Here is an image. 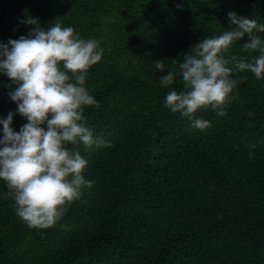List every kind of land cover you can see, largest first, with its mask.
<instances>
[{
  "label": "trees",
  "instance_id": "16d2710c",
  "mask_svg": "<svg viewBox=\"0 0 264 264\" xmlns=\"http://www.w3.org/2000/svg\"><path fill=\"white\" fill-rule=\"evenodd\" d=\"M229 11L264 22V0H0V41L28 35L35 25L20 21L30 16L100 42L86 80L96 104L83 116L111 141L68 144L94 183L54 226L30 227L0 179V264H264V79L234 74L226 114H195L210 121L204 129L164 103L179 78L160 84L192 45L233 27ZM247 39L223 54L257 55ZM14 87L0 74V116L15 112ZM24 123L16 113L13 128Z\"/></svg>",
  "mask_w": 264,
  "mask_h": 264
},
{
  "label": "clouds",
  "instance_id": "9594fccd",
  "mask_svg": "<svg viewBox=\"0 0 264 264\" xmlns=\"http://www.w3.org/2000/svg\"><path fill=\"white\" fill-rule=\"evenodd\" d=\"M230 30L207 36L183 53L178 69L160 76L168 87L178 78L182 88H172L165 105L190 120L193 128L204 129L210 121L196 116L211 106L225 115L223 105L238 84L234 74L251 71L264 79V22L227 13ZM21 23L35 25L28 35L0 41V74L16 85L7 93L17 105L15 112L0 116V179L9 188L17 215L30 227L54 226L66 205L81 195L84 186L94 183L83 175L88 160L68 144L111 146V141L94 136L83 116L85 106L96 104L86 87L88 69L101 61L105 49L93 38L84 39L72 26L53 23L47 28L38 19ZM248 39L243 48L257 52L245 58L223 53L237 40ZM155 68L165 69L162 60ZM26 118L19 131L13 128L14 115Z\"/></svg>",
  "mask_w": 264,
  "mask_h": 264
}]
</instances>
